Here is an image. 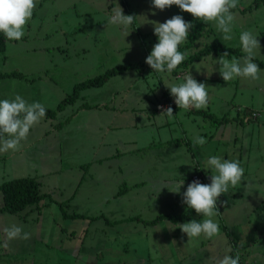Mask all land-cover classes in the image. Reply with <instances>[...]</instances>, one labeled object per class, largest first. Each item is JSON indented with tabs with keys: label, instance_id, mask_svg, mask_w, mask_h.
Segmentation results:
<instances>
[{
	"label": "rangeland",
	"instance_id": "374dc122",
	"mask_svg": "<svg viewBox=\"0 0 264 264\" xmlns=\"http://www.w3.org/2000/svg\"><path fill=\"white\" fill-rule=\"evenodd\" d=\"M254 1L239 0L232 9V40L224 41L209 22L213 32L189 43L186 57L215 40L241 47L243 29L255 27L253 35L264 31V3L252 7ZM118 5L125 15L136 16L127 37L122 26L108 22ZM238 6L248 8L246 15ZM174 15L193 25L197 21L175 5L155 9L151 0H36L25 35L8 41L0 53V72L20 71L29 80L0 77V100L20 95L56 113L30 129L18 150L0 153V185L34 176L44 195L19 213L0 210V227L16 225L30 234L29 240L0 247V264H216L233 249L242 264H264V113L246 124L237 119L239 104L255 112L264 97L250 79L222 83L219 55L192 63L178 76L153 71L145 60L158 42L154 25ZM189 41L190 36L179 50ZM126 64L134 66L82 89L74 103L58 110L77 83ZM190 74L206 85L205 109L228 120L216 124L178 107L172 117L161 115L160 106L166 109L174 100L166 86L179 85ZM196 137L206 143L194 146ZM127 140L137 143L124 144ZM131 147L135 150L127 152ZM224 152L239 161L244 177L224 194V206L218 202L212 218L219 225L217 236L189 240L178 227L190 220L163 219L156 227L124 220L183 213L188 176L200 167L207 176L203 183L210 184L213 171L205 170L206 162L211 156L226 159ZM164 184L168 188L159 193ZM3 203L0 188V207ZM62 207L85 217L66 219Z\"/></svg>",
	"mask_w": 264,
	"mask_h": 264
},
{
	"label": "clouds",
	"instance_id": "9594fccd",
	"mask_svg": "<svg viewBox=\"0 0 264 264\" xmlns=\"http://www.w3.org/2000/svg\"><path fill=\"white\" fill-rule=\"evenodd\" d=\"M239 0H151L152 6L158 10H165L173 5L181 11L190 13L196 20L205 23L212 22L218 32L222 33L224 41L232 40V25L235 20V9ZM36 7V0H0V33L8 41H19L25 35V26L29 23ZM134 15H125L118 5L112 10L109 23L120 25L125 30L126 37L129 26L134 23ZM194 25L186 22L182 16L174 15L163 23L154 25V34L158 42L153 46L151 53L147 56L145 63L158 73L168 72L171 74L185 59L186 53L179 51L188 36L189 30ZM240 45L245 53L240 58L227 59L229 53L225 51L217 61L220 66L219 73L225 82L235 78L250 79L258 81L261 79L260 67L253 62L256 50L261 49L257 36L250 31H243L240 36ZM174 97V102L179 109L201 110L208 105L209 94L206 85L199 83L193 76L187 75L185 82L179 85L166 86ZM161 115L173 116V109L160 106ZM46 116V108L40 102L29 103L20 95L14 99L0 100V153L18 150L22 141L26 140L30 129L40 123ZM205 138L196 137L193 145H203ZM211 169V183L204 184L199 180H193L183 192V203L187 208L194 210L197 215L204 219L200 222L191 220L179 224L182 233L186 234L189 240L203 235L211 239L219 234V225L212 219L218 214V198L227 194L229 187H236L241 184L244 177V169L238 160L223 159L220 156H211L205 165V170ZM184 179L179 181L175 193H180ZM245 189L251 185L245 183ZM168 188L167 184L159 187V193ZM220 203H223L222 201ZM29 240L30 234L23 232L22 228L16 225L0 227V247L8 248L12 241ZM240 256L235 258L225 255L216 260V264H239Z\"/></svg>",
	"mask_w": 264,
	"mask_h": 264
},
{
	"label": "trees",
	"instance_id": "16d2710c",
	"mask_svg": "<svg viewBox=\"0 0 264 264\" xmlns=\"http://www.w3.org/2000/svg\"><path fill=\"white\" fill-rule=\"evenodd\" d=\"M260 3H264V0H255L253 2V6H259ZM245 10V9H243ZM208 31L210 33L213 32V28L211 27L210 23H205L203 21L197 20L194 23L193 31L189 34L190 36V41L185 45L187 48H181L179 51L182 53H186L188 47H190L189 43H192L195 41L198 35H201L204 31ZM7 42L8 40L5 38V36L0 33V53L5 52L7 48ZM225 51L229 53V56L232 55H240V54H245L242 53L241 47H229L225 46L222 42L220 41H213L212 43H207L203 45L201 48H199L197 51L186 57V59L173 71L174 74H178V72H181L182 70H186L192 63L196 61H200L202 59H205L206 57L210 55H221ZM258 64L263 65L264 63L262 61H259L255 59ZM133 64H126V65H121L119 67H114L112 69H109L107 72L104 74L95 76L93 78L84 80L80 83H77L74 87L73 92L66 97L64 100H62L58 104V110L62 109L67 103H74L77 98L80 97L82 89L87 88L88 86H99L104 84L106 81L109 80L112 76L118 74L119 72H122L125 69L133 67ZM7 76H12L16 78H26L29 80V78L26 77L22 72L20 71H9V72H0V77H7ZM170 107L172 109H175L177 105L175 104L174 100L172 101ZM191 112H194L199 115H203L206 118H211L216 124H221L222 121H224V118L228 120L226 116L222 118H217L216 114L213 112H210L206 109H201V110H196V109H191ZM244 113L245 110L243 111ZM56 113V110L54 109H46V114H52L54 115ZM246 116V114H245ZM247 119H250L251 116ZM253 117V115H252ZM40 181L34 177V176H22V177H16L10 180H7L3 182L0 185V188L3 192V205L0 207V210L8 212V213H19L26 209L29 205L35 204L40 202V200L44 197V195L41 194L40 192ZM62 215L64 218H84L85 215L79 214V213H68L63 207H62ZM202 215H197L194 210L187 208L183 213L181 214H162L158 215L156 218L152 220H146L143 219L140 216H136L133 218H127L124 220H139L140 222H143L146 225H154L159 222H161L163 219H169L175 224L181 222V221H186V220H196L198 222L203 220ZM235 250H232V256L235 258ZM239 264H242L241 261H239Z\"/></svg>",
	"mask_w": 264,
	"mask_h": 264
},
{
	"label": "crops",
	"instance_id": "0c3cea01",
	"mask_svg": "<svg viewBox=\"0 0 264 264\" xmlns=\"http://www.w3.org/2000/svg\"><path fill=\"white\" fill-rule=\"evenodd\" d=\"M256 8V7H255ZM238 9L241 11L240 13L241 14H243V15H246V13H247V9L248 8H246V7H243V6H238ZM242 9H245V10H242ZM254 29H255V27H254ZM254 29H252V28H248V29H243V31H250V32H252ZM256 30H259L258 29V27H256ZM239 36H240V34H239ZM254 36H257V39L259 40V42H260V45H261V47H262V50H259L260 52L258 53V50H256V55H255V57H254V60H253V62L254 63H256L257 65H259V67H260V75H261V70H263L264 69V66L263 65H260V64H258L257 63V61L255 60V59H257V60H259V61H262L263 63H264V31L262 30V31H260V32H258L257 31V33L255 34V32H254ZM229 46H234V45H229ZM238 46V45H237ZM236 46V47H237ZM235 47V46H234ZM238 47H240V46H238ZM242 53H244L243 51H242ZM222 55V54H221ZM221 55H219V56H221ZM245 54H240V55H232V56H228V58H229V60H231L233 57H236V58H240V57H242V56H244ZM210 56H218V55H210ZM218 56V57H219ZM185 72V71H184ZM180 73L181 72H178V74H177V76L178 75H180ZM240 79L241 78H237V80H239V82H240ZM233 81H235L234 79L233 80H231V81H228V82H233ZM222 83H226L225 81L224 82H222ZM227 85V84H226ZM253 87V90H257L260 94H262V96L264 97V80H262V77H261V79L260 80H258V81H254V85L252 86ZM257 95V94H256ZM171 104V103H170ZM161 104H159L158 105V109H160L159 108V106H160ZM167 105V104H166ZM255 105V104H254ZM247 109H249L248 108V106L246 105V103H243V104H239V106H238V108H237V113H238V116H237V119H238V121L239 122H241L242 124H246V122H247V120H249V119H247L246 117L247 116H251L252 117V115H253V111H252V108H250L251 110H250V112L249 111H247ZM174 110V109H173ZM245 110V112L246 113H244L243 111ZM255 111L256 112H258V116H257V118L259 119V117H261L262 116V114L264 113V102L263 103H261V105L259 104V107H257V109L255 108ZM242 114V115H241ZM245 114H246V116H245ZM248 117V118H249ZM259 126L260 127H262V125L259 123ZM136 127V126H135ZM225 140H227V139H225ZM120 142H122V141H120ZM131 143H134V144H136L137 143V141H131V140H127L124 144H131ZM102 145L103 144H105V141L103 140L102 141V143H101ZM170 145H172L171 143H169ZM131 149V150H130ZM127 152H131V151H134L135 150V148L134 147H131ZM224 156H225V158L226 159H229V155H228V152H224ZM195 173H201L202 175H203V177H204V179L206 180L207 179V176H206V174H205V171L204 170H202L200 167H197L196 168V170L190 175V176H188V178H189V180H191V178H192V176L195 174ZM223 202V203H220V202ZM218 202L221 204V205H225V203H226V199H225V195L223 194V195H221V197H219L218 198ZM157 224H159V223H157ZM157 224H154V225H152V226H154V227H156L157 226ZM234 239H236L235 237H234Z\"/></svg>",
	"mask_w": 264,
	"mask_h": 264
},
{
	"label": "built area",
	"instance_id": "2783aa9c",
	"mask_svg": "<svg viewBox=\"0 0 264 264\" xmlns=\"http://www.w3.org/2000/svg\"><path fill=\"white\" fill-rule=\"evenodd\" d=\"M259 114H258V112H253V117H257ZM193 180H199L201 183H203L204 181H205V179H204V177H203V175L201 174V173H195L193 176H192V178H191V180H190V183L193 181Z\"/></svg>",
	"mask_w": 264,
	"mask_h": 264
}]
</instances>
